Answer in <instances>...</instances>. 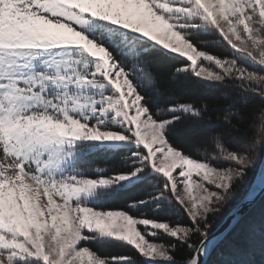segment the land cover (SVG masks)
<instances>
[{"label":"snow or ice","instance_id":"obj_1","mask_svg":"<svg viewBox=\"0 0 264 264\" xmlns=\"http://www.w3.org/2000/svg\"><path fill=\"white\" fill-rule=\"evenodd\" d=\"M0 264H264V0H0Z\"/></svg>","mask_w":264,"mask_h":264},{"label":"trees","instance_id":"obj_2","mask_svg":"<svg viewBox=\"0 0 264 264\" xmlns=\"http://www.w3.org/2000/svg\"><path fill=\"white\" fill-rule=\"evenodd\" d=\"M258 169H259V166H258ZM245 191L246 189H241V191L238 193V200H239V197H242L244 194H245ZM236 204L234 203L232 205V207H234ZM230 209L229 208H225L222 215L219 217L218 221H217V226L222 222V220L224 219V217L229 213ZM97 247L102 249V250H105V251H109V252H119L120 249L116 248V247H113V246H110V245H106V244H97Z\"/></svg>","mask_w":264,"mask_h":264},{"label":"water","instance_id":"obj_3","mask_svg":"<svg viewBox=\"0 0 264 264\" xmlns=\"http://www.w3.org/2000/svg\"><path fill=\"white\" fill-rule=\"evenodd\" d=\"M236 206V205H235ZM234 206V207H235ZM229 220V213L224 217V219L222 220V222L217 226L218 228L219 227H223Z\"/></svg>","mask_w":264,"mask_h":264}]
</instances>
